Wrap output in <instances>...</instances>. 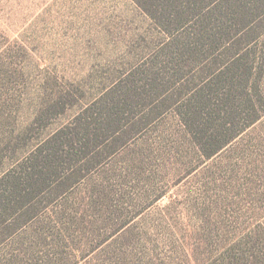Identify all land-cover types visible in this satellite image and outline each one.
Returning a JSON list of instances; mask_svg holds the SVG:
<instances>
[{
	"label": "rangeland",
	"instance_id": "374dc122",
	"mask_svg": "<svg viewBox=\"0 0 264 264\" xmlns=\"http://www.w3.org/2000/svg\"><path fill=\"white\" fill-rule=\"evenodd\" d=\"M161 40L133 0H0V175ZM59 93L66 111L49 113ZM175 116L64 165L34 223L6 241L12 264H243L264 250V116L211 159Z\"/></svg>",
	"mask_w": 264,
	"mask_h": 264
},
{
	"label": "trees",
	"instance_id": "16d2710c",
	"mask_svg": "<svg viewBox=\"0 0 264 264\" xmlns=\"http://www.w3.org/2000/svg\"><path fill=\"white\" fill-rule=\"evenodd\" d=\"M133 2L162 36L148 60L0 175L4 264L13 261L6 241L34 223L41 194L53 178L65 180L62 168L74 157L100 156L99 150L130 136V128L172 112L189 145L211 159L264 116V0ZM56 96L59 101L46 105L49 113L66 111ZM43 113L36 116L41 123ZM106 192L96 183L94 203ZM242 258L264 264V250Z\"/></svg>",
	"mask_w": 264,
	"mask_h": 264
}]
</instances>
